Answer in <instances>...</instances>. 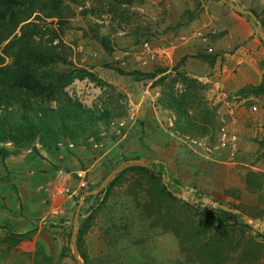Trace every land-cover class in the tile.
Masks as SVG:
<instances>
[{
	"label": "rangeland",
	"instance_id": "1",
	"mask_svg": "<svg viewBox=\"0 0 264 264\" xmlns=\"http://www.w3.org/2000/svg\"><path fill=\"white\" fill-rule=\"evenodd\" d=\"M190 1L194 5L201 3V0ZM227 1L246 12L256 10L258 21L264 26L262 0H257L259 7L251 4V0ZM124 4L119 7L120 11L111 0H103L102 4H96L94 0H35L19 16L33 24L30 44L44 58L43 64L49 63L37 67L43 72L42 78L51 80L56 75L55 78L60 79L62 71L73 68L79 70V74L85 71L97 77L100 75L95 73L96 69L101 75L109 70L121 75L119 72L122 71L126 73L121 75L125 90L102 80L104 84L99 85L103 89L99 94L102 109L91 107L90 100L96 93H91L85 86L79 96L72 92V84L57 101L36 104L37 108L41 107L44 117L49 109L57 112L42 130L55 142L49 148L52 154L58 159L63 155L69 164H62L63 159H60L48 171L33 167L35 158H42L38 151L39 142L26 146V122L18 108V112L12 109L13 114H19L15 125L21 127V132L12 128L0 130V148H8L7 155L0 151V225L20 231L26 222H34L37 237L15 244L10 241L8 232L0 231V264H54L59 260V264H189L186 258L192 255L198 257L196 264H203L202 258H209L204 236L206 223L196 221L198 235L192 236V231L187 228L191 220L182 202L166 199L160 186L139 169L123 173L136 165L155 168L159 162L166 165L165 185L188 196V200L178 197L181 201L198 203L209 200L244 212V221L252 227L251 230L243 229L246 239L239 241L235 237V233L242 229L240 220L226 226L225 232L217 233L229 232L228 241H232H226L230 251H221L226 259L222 264H264V242L258 241L254 232H264V130L257 136L252 133L260 124L264 126V41L258 34L262 29H257V37L261 40L257 38L256 51L263 68L260 84L263 88L246 86L236 92L234 97H237L239 106L235 114L230 115L226 108L223 109L228 117L236 119L228 118L225 122L220 119L216 108L206 106L202 98L204 90L199 84L190 82L189 86L193 88L190 94L180 95L179 101H170L168 96L181 94L172 91L177 79H184L179 80L183 84L188 78L178 72V67L171 65L169 59L153 65L149 38L154 29L161 33L167 23L182 17L175 2L132 0ZM248 17L251 22L257 21ZM144 20H151V23L145 24ZM158 23L163 25L157 27ZM10 29V26L0 25V34H7ZM121 32H129L135 37L132 40L113 37ZM5 46L0 45V56L4 60L2 51ZM123 50L129 51L130 57H123ZM142 52H146L147 61L151 63L147 72L135 70V56H141ZM159 55L163 58V54ZM131 78L146 85H153L154 81L160 83L166 96L162 101L163 104L166 102L164 109L169 113L176 111L178 123H168L157 132L145 122L135 121L132 103H138L140 92ZM71 102L81 105L86 113L77 112L79 115H76V111L69 110ZM170 103L175 108L168 106ZM68 110L71 115L67 118ZM100 110H104L103 113ZM39 123L40 119L35 118L28 124ZM223 133H235L239 137V153L234 158L228 144L221 146L214 156L188 145V139H207L209 144L219 145ZM7 139L14 140L16 145L5 142ZM107 150L113 151L110 155L112 170L94 165ZM29 157L34 159L28 169L13 167L15 162ZM73 159L79 163L74 164ZM135 160H142L143 164H131ZM115 171L118 173L106 183ZM252 172L260 176L257 175L256 179ZM69 174L70 191L64 192ZM257 183L263 187H257ZM74 191L68 216L63 217L60 213L51 215L54 219H50L46 213V218L39 219H45L42 222L34 218L38 199L47 208V204L55 200L63 202L66 193ZM138 200L142 202L138 203ZM208 206L204 202L205 210ZM179 215L184 223L180 229L172 224ZM10 216L17 220L16 225L9 223ZM53 237L65 243V261L52 247ZM49 241L51 248L45 247ZM133 247L140 250L139 261L135 256L137 248L135 252ZM76 257L79 263L75 261Z\"/></svg>",
	"mask_w": 264,
	"mask_h": 264
},
{
	"label": "crops",
	"instance_id": "2",
	"mask_svg": "<svg viewBox=\"0 0 264 264\" xmlns=\"http://www.w3.org/2000/svg\"><path fill=\"white\" fill-rule=\"evenodd\" d=\"M170 1L175 2L177 9L182 12V17L167 23L164 31L161 33L160 31L156 32L154 29L153 35L149 38L151 39L149 42L151 45L149 46L150 48H153V65H160L162 61L169 59V63L171 65L175 64V67H178L177 71L181 72L183 76L188 78L187 83L182 82L183 85L185 84V90L180 92L181 94L168 96L169 100L174 102L179 101L180 95L184 94L185 96L193 91V88L191 89V85L189 86V83H196L203 87L204 92L202 98L206 106L214 109L216 108L222 121L226 122L228 118L236 119L228 117L225 114L226 112L220 108L219 103L221 97L218 92L224 91L227 94L234 96L236 92L246 86H258L261 84L263 68L256 51L258 49L257 38L260 36L258 33L259 36L257 37L258 30L254 27L253 22L249 20L248 15L237 12L231 5L227 4V0H201V3L198 2L197 5H194L190 0ZM251 4L255 6L258 5L259 7L257 0H251ZM194 8L196 10H194ZM194 12L198 13L194 14ZM144 22L145 24L151 23V20H144ZM162 25V23H158L157 27ZM118 36L123 39L124 37H127V40H132L135 37L129 32H121L119 35H113V37ZM162 43L169 45L162 46ZM159 54H163L164 59L162 58V55ZM123 55V57H130L131 53L123 50ZM145 55L146 52H142L141 56H135L137 57L135 70H138L139 72H147L150 69L151 63L147 61ZM95 73L100 75L99 79L103 80L107 84L112 86L115 85V87L125 90L122 86L123 77L118 73L109 70L106 74L101 75L99 69H96ZM131 79L134 82L135 87H137L140 92L138 103H132V111L135 121L145 122L147 126H152L157 132L162 130L164 126H167L166 124L168 123L173 125L178 123V113L176 111L169 113L167 109H164V104L166 102L163 104L162 101L166 96H164L165 93L162 89L163 86H161L160 83H156L154 81L153 85H146L142 81H136L134 78ZM177 80L178 81L174 84L172 91H177V85L181 84V81L179 80L184 79L179 78ZM168 106L175 108V105L171 103ZM244 108L242 110L245 112L246 110ZM129 129L131 130L130 127ZM262 130H264V126L260 124L258 128L252 130V133H255L257 136L258 133L262 132ZM250 137H252V135H250ZM262 139L260 140L262 141ZM38 147V151L42 158L40 157V160L35 158L36 162L33 167L39 166V168L48 171L53 165L60 162V159H63L61 160L62 164L66 166L69 165L67 164V158L64 159L63 155H60V159H58V156L52 154V151L49 150V148H45L41 145ZM112 153L113 151H105L103 155L99 156L97 160H95L94 165L101 166L103 169L109 168L112 170L113 163L110 159V155ZM71 158L75 157L71 156ZM33 159L30 158L21 160L19 163L15 162L13 167L28 169L30 161ZM73 160L74 164L79 163L77 159ZM30 169L32 170V168ZM45 175L46 174H44V176ZM52 175L53 173L51 176ZM70 181L69 174L66 186L67 188L65 189L63 187L64 192L69 190L68 183H70ZM75 193L76 191L72 193L67 192L63 197V202L59 203L58 200H55L50 203V205L47 204V208L45 207L44 202L39 203L40 200L38 199L37 202L39 206L34 212V218L38 219L39 222H42L45 219H39L46 218V213H49L47 218L50 219H54L51 215H57L60 213L63 217L68 216L69 209L73 204L72 198ZM16 221L17 220L15 218L13 219L12 216H10L9 223L16 225ZM45 226L48 227L47 225ZM0 227H5L10 231L19 234L33 231V235L30 239L34 240V238L37 237V234H35L34 231L36 227L34 222H26L23 225L24 228L20 231L13 230L12 228L14 227L8 228L3 225H0ZM0 231L4 232L5 230ZM51 241L53 245L52 247H55V251H59V254L61 253L62 255L65 249V243L60 242L54 237ZM45 247L51 248L50 241L49 244L45 245ZM136 248L137 247H133L132 250L135 251ZM136 254L137 255L135 256L139 261L141 257L139 248H137ZM63 261H65V259ZM59 263L60 260L54 264Z\"/></svg>",
	"mask_w": 264,
	"mask_h": 264
},
{
	"label": "trees",
	"instance_id": "3",
	"mask_svg": "<svg viewBox=\"0 0 264 264\" xmlns=\"http://www.w3.org/2000/svg\"><path fill=\"white\" fill-rule=\"evenodd\" d=\"M34 1L35 0H0V25H4V27L10 26L11 28L7 34H0V45H6L2 53H4L5 58L7 59L6 61V59L4 60L3 56H0V111L2 112L0 114V130L1 128H12L21 132V127H16L15 125V122H17V116H19L18 113H20L21 117H23L24 121L26 122L25 128L28 129L25 133L26 137H23L24 139H26V146L30 147L31 145H35L37 142H39V145L45 148H51V144H54L55 142H53L52 138L47 137V135L44 134L45 130L42 129L45 126L47 127L49 125V122L52 120L53 116H56L57 112L49 109L45 113L43 112L45 114L44 117L41 113V107L37 108L36 104H46L53 101H57L59 97L62 98V96L65 95V89L71 84H73L77 79H89L99 85L104 84V82L99 79V77H97L95 74L87 73L84 71L82 72V75L79 74V70L74 68L62 71L60 79H56V75H54L51 80H48L47 78H42L43 72H40L39 68L37 67L40 65L48 66L49 63L43 64L42 61L44 58H42L40 54H37L36 50L30 44L33 40L32 37L34 34L33 24L27 23V20L19 18L22 11L24 9H28V7ZM94 1L96 4H102L103 0ZM111 2L116 4L118 8H122V6L125 5L124 2L130 3L132 2V0H111ZM119 10L121 11L120 8ZM250 11L257 17V21L253 22L254 27L256 29L260 28L264 30V26L260 25L258 21V12H256V10ZM112 13L116 14L114 10H112ZM119 73L121 75L126 74L122 71ZM251 88L259 90L262 89L263 86H252ZM68 106L69 110L73 111L74 113L76 111V115H79L77 114V112L81 115L86 113V111L82 110L81 105L75 102H71ZM16 108L19 109V112ZM12 109H16L18 113L13 114ZM9 110H11V112ZM69 110L66 115L67 118L69 117V115H71ZM30 118L40 119V123L36 125L28 124L32 120ZM39 138L40 140L38 141ZM4 141H10L14 144V146L16 145V142L14 140L7 139ZM262 144L264 146V140ZM7 150L8 148H0L1 153H5V155L8 154ZM135 169H139L143 173V175H147L154 182H156L160 186L162 195H165L166 199H170L175 202H182L183 207L188 213V216L191 220V222L187 225V228L192 231V236L198 235L197 227L195 224L196 221L203 220L206 223L207 228L204 232V236L206 241V247L209 250V258H202L203 264H222L226 260L224 258L225 253H221V251L227 252L231 250L226 247L227 243L232 242L230 240L228 241V237L230 234L229 232H226L225 234L217 235V233L219 231L225 232L226 229L224 228L226 226H229L231 222L239 220L241 221L240 226L242 229L238 230L235 233V237H238L237 240L239 241H241L243 238L246 239L243 229L251 230L252 227L244 221V212H241L238 209L234 210L237 212H232L229 210H225L221 207L215 206H208V209L205 210L203 207L204 202L202 201L198 203H186L184 201H181L178 197L175 196L176 192L171 190L170 187L165 185L164 183L165 178L168 176L166 165L164 163L159 162L158 164H156L155 168L146 167L144 165H136L127 168L123 173H131ZM252 173L254 174L256 179L258 178L257 175L260 176L259 173ZM256 186L259 188L263 187L258 183ZM141 202V200H138V203ZM176 212L180 213L179 210H177ZM173 223L176 224L179 229L182 228L184 223L181 221V215L175 217L174 221H172V224ZM0 230H5L6 232H8L11 237L9 238L10 241L15 244L27 241L33 235V231L24 234H17L8 230L5 227H0ZM254 232L255 236L257 237V240L260 242H264V232ZM190 240L192 241L191 238ZM71 244L73 245V243ZM181 247L182 251L185 252L183 246ZM64 251L62 253V259L65 258ZM81 256L85 258L83 254H81ZM196 258L198 257H194L192 255L191 257L187 256L186 259L189 264H196ZM74 259L76 262H78L77 257Z\"/></svg>",
	"mask_w": 264,
	"mask_h": 264
},
{
	"label": "built area",
	"instance_id": "4",
	"mask_svg": "<svg viewBox=\"0 0 264 264\" xmlns=\"http://www.w3.org/2000/svg\"><path fill=\"white\" fill-rule=\"evenodd\" d=\"M262 3H264V0L261 1ZM87 86L91 93H96L95 96L92 97V99L90 100L91 102V107L94 108L98 107L99 109H102V105L99 103V94L101 92L102 86H99V84L89 80V79H85V80H76L73 84H72V92H76L79 96L81 94L80 90H82V87ZM177 91L180 93L182 91L185 90V87L183 84H178L177 85ZM221 99H220V108L224 109L226 108L229 112V114H235V112L237 111L238 108V102H237V97H234L230 94H227L224 91H220L218 92ZM104 110H100L101 113H103ZM2 112L0 111V114ZM239 137L237 134H227V133H223L221 136V143L219 145H212L208 143L207 139H188V145L192 148H200L201 150H203L205 153H207V155H216L219 148L221 146H225V145H230V148L232 150L231 156L234 158L238 153H239ZM82 174H80L81 176Z\"/></svg>",
	"mask_w": 264,
	"mask_h": 264
},
{
	"label": "water",
	"instance_id": "5",
	"mask_svg": "<svg viewBox=\"0 0 264 264\" xmlns=\"http://www.w3.org/2000/svg\"><path fill=\"white\" fill-rule=\"evenodd\" d=\"M223 1H225V0H223ZM231 6H232V8L235 9L237 12H240V13L246 14V15H248V16H252L253 19H254L255 21L257 20V17H256L252 12H246V11H243V10H241L240 8H238V7H237L236 5H234V4L231 5ZM259 34H260L262 40L264 41V32H263L262 30H259ZM131 164H143V161H142V160H135V161H132ZM116 173H118V171L112 172V174L108 177L106 183H108V182L111 180L112 176H113L114 174H116ZM175 196H176V197H179V198H183V199H185V200H188V196H187L186 194H178V193H175ZM204 202H205V204L210 205V206L221 207V208H223V209H225V210H229V211H232V212H237V211H234V210H232V209H229L228 207H226V206H224V205H222V204L216 203V202H211V201H209V200H204ZM79 210H80V208H79ZM79 210H78V211H79ZM76 223L79 225V220H78V218H76ZM247 223H248V221H247ZM77 232H78V229L76 230L74 236L76 235Z\"/></svg>",
	"mask_w": 264,
	"mask_h": 264
}]
</instances>
